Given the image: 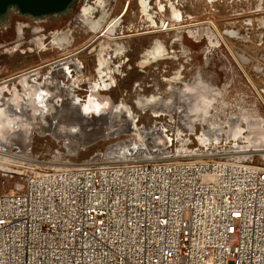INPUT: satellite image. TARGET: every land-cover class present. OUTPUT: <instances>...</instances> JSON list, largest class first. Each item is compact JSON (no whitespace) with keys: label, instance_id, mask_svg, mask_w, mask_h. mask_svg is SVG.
Listing matches in <instances>:
<instances>
[{"label":"rangeland","instance_id":"1","mask_svg":"<svg viewBox=\"0 0 264 264\" xmlns=\"http://www.w3.org/2000/svg\"><path fill=\"white\" fill-rule=\"evenodd\" d=\"M102 1L75 0L72 12L69 8L43 19L4 12L0 110L15 119L17 128L0 139V150L45 165L191 158L215 151L249 154L261 162L264 0H144V5L143 0ZM114 21L121 22L116 35L125 37L120 41L124 50L117 55L114 45L102 38ZM156 41L164 46V57L141 64ZM101 44L110 58L102 77ZM63 58L80 68L64 67L54 76L65 95L57 92L55 82L45 85V92L60 95L44 105L59 106L62 113L42 115L20 76L36 71V81L44 83L52 78V64ZM153 97L160 101L158 107H138L140 98ZM197 99L210 101L212 107L195 112ZM117 106L130 108L131 118H111ZM208 111V121L218 123L212 133L205 122ZM82 124L78 133L67 132ZM18 166L0 167V193L13 191L20 182L23 168Z\"/></svg>","mask_w":264,"mask_h":264},{"label":"built area","instance_id":"2","mask_svg":"<svg viewBox=\"0 0 264 264\" xmlns=\"http://www.w3.org/2000/svg\"><path fill=\"white\" fill-rule=\"evenodd\" d=\"M10 155L23 170L0 193V264H264V158Z\"/></svg>","mask_w":264,"mask_h":264},{"label":"bare ground","instance_id":"3","mask_svg":"<svg viewBox=\"0 0 264 264\" xmlns=\"http://www.w3.org/2000/svg\"><path fill=\"white\" fill-rule=\"evenodd\" d=\"M97 4H99V3H103V1L102 0H94ZM6 11H8V12H17V14L21 11V12H23V14L24 15H26V16H30V17H36V18H38V19H43V18H45V17H51V16H38V15H34V14H30V13H28V12H25V11H23V10H21V9H19V8H17V7H9L8 9H6ZM73 11V7H71V9H70V12H72ZM91 14L92 15H95L96 13H97V10L95 9V8H92L91 9ZM95 13V14H94ZM4 16V12L3 13H1L0 14V19L2 18ZM178 17V16H177ZM179 18V17H178ZM25 26V25H24ZM18 28V27H17ZM185 28V27H184ZM22 29H23V25L21 26V27H19L18 28V34H19V36L22 34ZM110 30V29H109ZM114 31V30H113ZM113 31H111L110 30V32H112L113 33ZM109 32V34L108 33H106V34H104V35H102V38L104 39V40H107V42H109L110 44H114L115 46L116 45H119V44H117L118 43V41L119 40H121L122 38L121 37H114V36H112L113 34L112 33H110ZM22 37V36H21ZM68 38V36L67 35H65L64 36V39H66V38ZM20 38V37H19ZM107 42H106V45H108L107 44ZM21 43V42H20ZM19 43V44H20ZM35 43H38V44H43L42 42H40L39 40H36L35 41ZM103 44V43H102ZM101 44V48L103 49V48H105V46H103ZM118 47V50H117V48H116V50H117V54H122V52H123V50H124V48H123V46H117ZM17 48V47H16ZM101 49V51L99 52V69H98V72L101 74V77L102 76H104L106 73L104 72L103 73V71H104V69H107V70H109V68H110V61H109V58H107V57H105V54H106V51H104V49L102 50ZM165 53H166V50H165V48H164V46L161 44V42L160 41H156L155 42V45H154V48L151 50V52H149V53H147L148 54V56H146V58H148L147 60H143L142 61V63L141 64H147L148 62H150L151 60H161V58L162 57H164V55H165ZM146 55V54H145ZM70 66H73L75 69H79L80 68V65H79V63H77V62H74L71 58H63V59H61V60H57L56 62H54L53 64H52V69H51V71L49 72L51 75H52V78H48L47 80H45L46 82H44V83H38L37 81H36V77L38 76L37 74L38 73H36V71H32V72H29V73H26V74H24L23 76H20V77H22L21 78V82H20V84H21V86L23 87V89L26 91L25 93L27 94L28 92H29V90H31L32 91V100H33V102L39 107V108H41V113H42V115H54V116H59V115H61V113L62 112H58V108H59V106H55L54 104H52V103H45V105H44V102H47V101H50V102H52L58 95H60V94H58V93H56L55 92V94L53 93V92H45L44 91V87H45V85H51L52 84V82L54 83H56V85H58L57 87H58V89H57V92H60V93H63L62 91L63 90H59V85H61V84H59V82H57V81H55V75L56 74H58V73H61V71H63V68L64 67H66V69L67 68H69ZM118 69H116V71H115V73L116 74H118ZM69 72L70 71H68L67 72V74L66 75H69ZM111 79H112V76L110 75L109 76ZM54 83V84H55ZM53 86V85H52ZM54 87H56V86H54ZM93 91V93H97V90L95 91V90H92ZM26 94H24L25 96H27ZM71 94V93H70ZM68 95V96H70V98L71 97H73V95ZM62 95H65V93H63ZM55 96V97H54ZM44 97H45V100L46 101H41L42 99H44ZM46 97H51V98H48V99H46ZM53 97V98H52ZM73 98H75V97H73ZM65 99V98H64ZM213 99V98H212ZM214 100V99H213ZM159 102L160 101H158V99H155L154 97L152 98V99H143V98H140L139 100H138V107L139 108H142V109H144V110H146V109H148L149 107H151L153 104L154 105H156L157 107H158V105L157 104H159ZM49 104V105H48ZM93 103H91V105H92ZM121 105V104H120ZM212 107V106H211ZM4 109V108H3ZM210 109V108H209ZM60 110V109H59ZM90 110V109H89ZM208 110V109H207ZM66 113V112H65ZM155 113H158V111H155ZM131 115H132V112H131V110H130V108H126V107H123V106H117V107H115L114 108V111L112 112V115H111V118H115V117H126V118H131ZM205 122L208 124V126H209V133H212L213 132V127L215 126V125H217V124H213V123H211L210 121H208V117H211L212 115H211V113H210V111H208L205 115ZM12 117V116H11ZM208 118V119H207ZM85 119V118H84ZM232 120H234V121H236V118H232ZM232 120H230L232 123H235L234 121H232ZM84 121V120H83ZM85 122V121H84ZM84 122H82V123H84ZM86 124V123H85ZM236 124V123H235ZM79 127V128H78ZM82 127H84V124H82V125H78L77 127L75 126V127H72V128H70L68 131L66 130V129H64L63 127L61 128L62 130L60 131L61 133H65L66 131L67 132H69V134H75L80 128L82 129ZM69 128V127H68ZM78 133V132H77ZM208 133V132H207ZM12 155V154H11ZM10 155V156H11ZM15 157V156H14ZM26 160H29L28 158H26ZM9 160H5V161H0V166H2V167H7V166H9V165H11V164H13V163H11L10 161L8 162ZM1 162H3V163H1ZM13 165H17V163L16 164H13ZM1 167V168H2Z\"/></svg>","mask_w":264,"mask_h":264},{"label":"water","instance_id":"4","mask_svg":"<svg viewBox=\"0 0 264 264\" xmlns=\"http://www.w3.org/2000/svg\"><path fill=\"white\" fill-rule=\"evenodd\" d=\"M75 0H0V14L17 7L38 16H54L73 6Z\"/></svg>","mask_w":264,"mask_h":264},{"label":"clouds","instance_id":"5","mask_svg":"<svg viewBox=\"0 0 264 264\" xmlns=\"http://www.w3.org/2000/svg\"><path fill=\"white\" fill-rule=\"evenodd\" d=\"M211 106L210 101H201L197 99L194 107L195 112H203ZM17 128L14 118L9 117L3 110H0V139L5 137L6 132H11Z\"/></svg>","mask_w":264,"mask_h":264},{"label":"flooded vegetation","instance_id":"6","mask_svg":"<svg viewBox=\"0 0 264 264\" xmlns=\"http://www.w3.org/2000/svg\"><path fill=\"white\" fill-rule=\"evenodd\" d=\"M145 3H146V2L143 0V1H142V4L144 5ZM145 11H146V10H145ZM120 23H121V22H117V23H116L115 21H114L113 23L110 22V27L107 29L106 33L109 34L110 30H111V31L114 30L113 33H112V32H110V33L113 34L112 36L116 37V36H117V35H116V31H117V28L120 26ZM109 29H110V30H109ZM117 37H121L122 39L125 38V37H123V36H117ZM122 39H121V40H122ZM121 40H119L118 43H117V44H119V45H116V46H115V45L113 44L114 47L117 48V50H118V47H117V46H120V45L123 46V45L120 43ZM123 48H124V46H123ZM117 50L115 49L116 55H117V53H118ZM106 56H107V55H106ZM107 58H108V57H107ZM109 61H110V58H109Z\"/></svg>","mask_w":264,"mask_h":264}]
</instances>
